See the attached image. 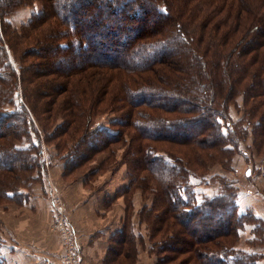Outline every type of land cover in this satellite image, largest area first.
Masks as SVG:
<instances>
[{"label":"trees","instance_id":"trees-1","mask_svg":"<svg viewBox=\"0 0 264 264\" xmlns=\"http://www.w3.org/2000/svg\"><path fill=\"white\" fill-rule=\"evenodd\" d=\"M34 1L0 0L1 196L6 200L23 198L25 194L20 189L31 185L27 180L32 176L23 174L42 166L40 140L28 110L21 102L13 108L6 106L19 92L16 76L20 81V75L34 68L39 59L45 66L68 62L64 72L57 68L58 72H43L37 67L33 73L68 74L66 81L70 83L74 79L68 76H90L96 88L102 84V98L109 89V104L111 97H117L121 101L118 109L127 113V118L113 122L121 127L117 130L101 126L93 135L78 137L85 150L73 154L76 157L71 156L74 159L69 162L76 164L89 152L102 151L106 144L129 136L128 154L134 155L130 161L134 172L131 180L137 184L130 186L152 188L157 193L156 201L141 210V220L149 228L151 252L157 254L152 264L173 261L181 253L187 255L176 264H257L261 254L236 243L247 224H253L256 232H264V219L252 210H240L237 187L222 176L214 177L218 190L210 195H198L193 179L203 181L213 161L224 157L228 163L237 150L239 132L245 123L252 125L255 139L264 146V20L253 26L251 37L242 31L236 37L243 22L240 14H231V19L237 16L234 30L221 42L211 43L204 29L214 30V17L203 16L202 33L195 40L182 30L184 23L193 18L182 17L191 14V8L175 14L173 7L178 0H39L40 12H32L26 24L15 28L9 17ZM226 5L227 2L222 11ZM233 5V1L228 2L232 10ZM223 25L227 23L219 22L215 29ZM44 31L50 33L44 35ZM16 61L23 65L19 76ZM193 65L195 72L191 70ZM95 70L98 76L121 71L118 85L111 84L118 95L111 94L109 80L97 79ZM155 77L173 87L154 84ZM22 81L30 83L32 78L24 75ZM47 87L57 93L53 95L56 98L58 85ZM26 89L22 86L21 91L29 109L32 95ZM63 92H68L67 116L73 119L56 137V145L71 143L73 147L77 143L73 135L83 128L69 130V125L82 123L85 102H92V98L76 96L66 86L60 94ZM239 94L246 115L234 121L227 112L228 105ZM102 98L99 97L101 101ZM183 147L185 150H181ZM127 230L136 239L130 222ZM127 230L118 233L119 243L123 244L121 251L117 248L116 256L126 245L131 249ZM249 243L252 247L258 242L251 239ZM129 254L128 250V257Z\"/></svg>","mask_w":264,"mask_h":264},{"label":"rangeland","instance_id":"rangeland-1","mask_svg":"<svg viewBox=\"0 0 264 264\" xmlns=\"http://www.w3.org/2000/svg\"><path fill=\"white\" fill-rule=\"evenodd\" d=\"M230 1L234 2L233 10L232 7L230 8L228 6V2ZM226 2L227 5L222 11V7L225 6ZM34 3L35 4L26 5L17 9L16 12L9 17L11 24L15 28L19 29L22 24H26L29 20L30 14H33L32 12H40L41 2L35 0ZM187 8H191V14H183L182 17L186 18L190 15V17L193 18L190 20V23H184L185 28L183 27L182 30L187 31L188 36L192 35V38L195 40H197V37L202 33L203 16H205V14H210L214 17V30L212 29V26V28L209 27L208 29H204L206 31L205 36L209 38L211 37L210 39L212 40L209 41L211 43L214 40L221 42L224 37H227V34H231L234 30L233 26L237 21V16H234L231 19V14H240V22H243L236 33L238 34L236 37L241 35V31L242 34H249L251 37L253 26L259 23V25H261L263 23L262 20H264V0H178L175 3L173 10L175 14H182L186 12ZM219 22L227 23V25H229H223L220 30H217L215 28L218 27L217 25H219ZM46 27L47 24L43 26V29ZM220 32L221 34H219ZM49 33L50 32L47 33L44 31V35ZM215 34H217V36ZM234 38L235 37H233V39ZM202 46L204 47L205 44H202ZM233 60H235V58ZM41 61L42 60L39 59V62L34 65V68L36 69L39 67L43 72H47L46 69L56 71V68L59 72H64L66 71L67 66L70 65L68 62H64L45 66L44 64L41 65L43 62ZM14 64L15 67H17V70L15 71L16 75L18 74L19 76V73L22 70L21 66L23 65H20L18 61ZM57 64H61L62 67H54ZM34 68H27V71H25L26 73L22 76L20 75V81L18 79L19 77L16 76L19 92L14 94V102L9 105L7 104L6 106L7 108H13L21 102L28 110L29 117L31 118L33 125L35 124V129L38 132L42 166L34 167L32 173L23 174L24 176L29 174L32 175L31 179L27 180L30 181L31 185L28 188L20 189V191L25 194L23 197L25 199L19 198L18 200H6V197L1 196L0 194V235L6 233L3 220L6 221L8 218L10 220L13 216H15V218H20V216H22V208L25 207V204H30L27 200L29 196L41 195L49 198L50 193L52 192H55L53 195L59 196L62 211L72 224L71 211L70 209L66 210L64 201L58 190L59 186L54 181L53 176L55 175L52 174V171L56 172V165L61 164L63 168L60 167L61 169L59 168V170L63 169L61 178L64 182H77L79 186H82L84 188L83 192L86 200H88L90 196H95L96 198L93 202L96 203V205H93L95 207V213H91L89 217V226L91 227L90 233L87 236H84L85 232L82 230L78 231L76 226L72 224L75 229L76 238L78 240L77 243L82 258L80 264L88 263V261L85 263L86 256L84 245L79 241L82 240V238L87 237L90 243L97 240L99 246L102 247L101 257L97 259L91 257L92 260L89 264H152L157 260V254L153 251L151 252L152 249L150 247L152 241L149 239V228L146 223L141 220V210L151 206V204L156 201L157 193L152 188L146 190L130 186H137V184L135 183V180H131L132 177L134 178V172H132L130 167V161H132L134 155L131 153L128 154L131 149L129 147V144L131 143L129 136L126 135L123 140L116 143L110 145L106 144L102 151L89 152L88 155L86 154L87 157L83 160L81 159L76 164L70 163L72 159H74L71 156H74L75 153L83 148L80 144V139H77L78 137H82L83 134L85 136L89 134L93 135L101 126L110 128L111 130L121 128L115 123L113 124V122L116 120L118 121V119L127 118V113H125L122 108L118 109L121 101L117 97H111V102L109 104V89H107V94L102 98L103 95L100 93L103 89L102 84L96 88L97 85L95 80H93L94 78H90V76L83 78L85 80L79 75L68 76L71 79H74L73 82L70 83L66 81V75L68 74H61L62 76L55 75L54 73L58 72L56 71L51 74L37 75L33 73ZM193 68H195L194 65L191 70L192 72H195V69ZM97 71L98 70H95L96 75L98 74ZM24 75L32 78V81L30 83H24L22 81ZM121 76V71L115 70L112 73L107 71V74L105 75H97V79L105 78L106 80H109V82H111L109 83L111 94L118 95L119 91L114 90L111 84L118 85L120 82L118 78ZM89 79L92 80L88 81ZM154 84H165L173 87L172 84H169V82L166 84L164 81L159 80L158 77L154 78ZM57 85L59 87L57 88L59 94L61 89L66 86L67 88L69 87L73 89L76 96L92 98L90 99L92 102H85L84 110L86 116L83 121H80L82 123L77 124L72 122L69 125V130H72L73 127L83 128V130L86 129L84 133H82V130L81 133L73 135V137H76L77 141V143H74L75 145L73 147L71 146V143H67L68 145L66 146H63L65 144L56 145L59 141L56 137H58L63 129L67 127V121L73 119L71 116H67L69 109L68 102H66L65 98L67 97L68 92H63L60 95L58 94L55 98L53 95L57 93L47 87H55ZM22 86H25L27 88L26 90H29L32 95L33 104H28L30 110L25 104V99L21 91ZM202 94H204V91ZM99 97L100 99L102 98V101ZM53 99H57V101L54 103ZM227 112L234 121L245 118L246 114L244 112L241 94L235 97L232 103H229ZM73 115L77 114L74 113ZM245 124L246 125L243 126L244 128L242 127L239 132L240 134L237 139L238 145L236 147L237 150L233 151L232 155L229 157V161H227L228 163L225 162L226 158L224 157L221 158V161H213L209 166L210 169L208 168L209 173L203 176L205 179L200 182L198 178H195L193 181L196 183L195 190L198 195H210L216 193L218 190V182L214 177L222 176L227 183L237 187L240 210H252L255 216L264 219V146H260L258 140L255 139L251 128L252 125ZM55 134H57V136H55ZM32 135H34V133H32ZM52 135H54V138H51ZM84 142L86 145L89 144L86 140ZM185 148L186 147H183L181 150H185ZM86 153H88V151ZM88 156H90L89 159ZM218 159H220V157ZM96 172L97 174L94 175ZM55 185L58 186L57 190L54 187ZM126 185L128 186L126 187ZM36 201L37 200H34L36 205H32L33 212H31L30 217H37V214H39V211L41 210L38 206V201ZM243 206H248L250 208ZM50 214L51 217L49 218L47 226V235L50 238L54 237L53 239H57L61 244L60 236L51 228L54 217V210H52V207L50 209ZM119 214H121L120 217H118ZM128 222L131 224L136 239L133 235L132 238L130 235L131 231L127 230ZM118 226L119 228H117ZM245 227V230L240 231L239 241L236 244L241 247L249 248L250 250H256L254 252L259 254H263L264 232L254 231L253 224H247ZM100 229H102L103 233L107 236L101 234L102 232H99ZM123 229L127 230V235L132 239V246L130 249L126 245L123 247V251L116 256L115 253L117 248L119 247V251H121L120 246L123 244L122 242L119 243V240H121V238L119 239V231ZM136 234H141L142 237H139ZM251 239H257L258 243L250 247L248 244H250L249 242ZM103 245L105 249L103 248ZM128 250L130 252L129 257ZM62 252L51 259L53 264H61L60 260ZM170 253L171 252H168V254ZM186 255L187 254L185 253H181L173 261L166 262L165 264H176ZM260 257H262V255H260ZM49 261H43L41 258H39V260H34L36 264H50ZM0 262L2 263L1 260Z\"/></svg>","mask_w":264,"mask_h":264},{"label":"crops","instance_id":"crops-1","mask_svg":"<svg viewBox=\"0 0 264 264\" xmlns=\"http://www.w3.org/2000/svg\"><path fill=\"white\" fill-rule=\"evenodd\" d=\"M60 167L63 168L61 164H57L56 172L52 171V174L55 175L53 176L54 181L59 186L55 185L54 187L56 190L58 187L66 210L70 209L71 211L72 224L76 226L78 231H84V236H87L91 231L89 217L91 213H95V207L93 205H96V203L93 202L96 198L95 196H90L89 199L86 200L83 192L84 188L82 186H79L77 182H64L61 178L63 169L59 170ZM53 194H55V192L50 193L49 198L41 195L29 196L27 200L30 204H25V207L22 208V216H20V218H15V216H13L10 220L9 218L6 221L3 220L6 233L0 235V260L2 264H36L34 260H39V258L46 262L50 259V264H53L51 259L62 252L60 241L53 239L54 237L50 238L47 235V226L49 218L51 217V197ZM34 200L38 201V206L41 210L39 214H37V217H30L31 212H33L32 205H36ZM120 215L121 214H119L118 217H120ZM117 228H119V226ZM99 232L107 236L103 233L102 229H100ZM79 241L84 245L86 256L85 263L88 261L87 264H89L92 260L91 257L93 259L101 257L102 247L99 246L97 240L90 243L87 237ZM103 248L105 249L104 245ZM261 255L262 257H259L257 264H264V251Z\"/></svg>","mask_w":264,"mask_h":264},{"label":"built area","instance_id":"built-area-1","mask_svg":"<svg viewBox=\"0 0 264 264\" xmlns=\"http://www.w3.org/2000/svg\"><path fill=\"white\" fill-rule=\"evenodd\" d=\"M51 204L52 210H54L51 228L60 236L63 249L60 263L80 264L82 258L77 243L78 240L76 238L75 229L62 211L59 196L53 195L51 197Z\"/></svg>","mask_w":264,"mask_h":264}]
</instances>
